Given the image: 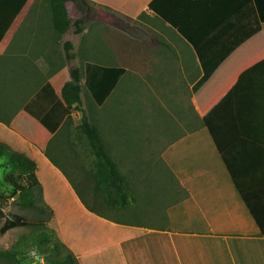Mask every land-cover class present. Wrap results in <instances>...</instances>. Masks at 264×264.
Listing matches in <instances>:
<instances>
[{
    "label": "crops",
    "instance_id": "0c3cea01",
    "mask_svg": "<svg viewBox=\"0 0 264 264\" xmlns=\"http://www.w3.org/2000/svg\"><path fill=\"white\" fill-rule=\"evenodd\" d=\"M153 1H157L156 11L151 8ZM36 4L33 0L28 15L31 16ZM66 6L72 21L81 20L84 24L81 33L72 27L64 34L68 39L63 48L69 42L70 51H94L96 41H107L112 51H119V63L96 64L124 69L118 83L122 84L123 104L131 103L134 98L145 99L162 109V117L175 119L169 126L156 129L153 136L152 131L143 130L145 133L137 143L126 128L122 138L118 127L112 125L106 127L108 140L101 134L129 188L132 190V184H137L133 193L142 194L147 190L145 183L152 176L157 179L158 170L162 169L176 177L177 192L182 194L170 204L166 217H158L154 223L118 220L108 213L110 210L92 203L97 210L93 212L69 176V171L74 169L75 183L82 187L89 183L84 154L77 155L80 167L65 168L52 160L63 161L61 153L66 152V145L51 142L60 136L65 123L50 133L24 110L27 102L23 105L25 113L15 114L6 107L0 108V142L13 151L38 152L44 167H50L51 173L60 176L46 171L51 179H59L50 183L66 187L62 201L50 203L49 200L46 204L64 221L66 214H73L74 210L79 214L77 226H81L83 239L79 246L93 250L91 256L86 251L76 258H82L81 264H136L144 253L151 261L142 245L124 248L122 244L150 233H161L168 237L162 241V248L170 264L178 258L179 246L187 250L188 262H195L190 251L195 237H219L226 241V248L232 254L213 259L202 254L198 264H264V235L222 160V155L242 138L235 108L236 84L242 73L264 60V23L256 32L259 20L255 0H68ZM46 11L51 19L47 5ZM35 16L39 19L40 11ZM189 40L195 41V45ZM70 80L69 75L63 83L49 82L60 95ZM82 81L84 85V77ZM134 85L139 86V91L132 89ZM245 86L250 88L249 83ZM246 98L250 100L251 94L247 93L243 100ZM92 121L97 125L94 117ZM256 128L251 127L247 132ZM250 135L241 143L233 160L243 167L244 175L239 177L242 184L252 190L264 207V153L258 139L253 140ZM160 140L167 144L162 150L157 148ZM73 147L77 153L84 149L80 144ZM33 158L39 178L43 166L35 154ZM68 193H73L76 206L67 202ZM62 202L65 208L61 207ZM261 221L264 225V211Z\"/></svg>",
    "mask_w": 264,
    "mask_h": 264
},
{
    "label": "rangeland",
    "instance_id": "374dc122",
    "mask_svg": "<svg viewBox=\"0 0 264 264\" xmlns=\"http://www.w3.org/2000/svg\"><path fill=\"white\" fill-rule=\"evenodd\" d=\"M34 3L37 4L31 16L27 14V11L32 6L33 0L28 1L26 7L0 44V53L2 52L0 54V108L6 107L8 111H12L15 114L25 113L23 111V105L45 82L53 80L56 83H63L69 75L71 76L70 69L73 67L83 68L84 62L86 61L99 64L119 63V51H112L107 45V41L103 39L95 42L94 51H71L75 54V58L69 60L67 58V51L63 48L68 36L58 34L53 29L51 19L47 17L49 15L46 11L48 0H34ZM39 11L40 16L38 19L35 15L39 14ZM71 34L72 30L70 32ZM262 43L264 45V42ZM99 59L102 62H97ZM132 89L139 91V86L134 85ZM81 97L82 106L80 108L77 105L75 114L73 115L74 125L80 122L82 109L91 118H95L102 136L107 140L109 134L106 130L107 126L110 127L112 125V127H118V130L121 131L119 138H122V132L126 128L130 137L136 141L143 137L142 135L145 133L143 130L152 131L150 135L153 136L156 129L169 126L171 121H175L174 118L168 115L162 117V109L153 103H148L145 99L134 98L131 103L123 104L121 83L101 107L95 104L90 93L83 85V81ZM167 118L170 121L166 120ZM30 119L34 123L39 124L33 118L30 117ZM74 125L66 124L61 130L60 136L57 135L51 142L52 144L60 143L66 145V152L61 153L64 162H58L52 159L58 166L80 167L78 163L80 160L76 157L72 147L74 139L71 131ZM156 126L157 128H155ZM40 140H38L39 144L42 143ZM161 141L157 144V148L160 150L167 145L166 143L163 145ZM31 153L32 151L29 153L32 157L34 154L38 159L41 157L38 152ZM133 155H136L135 151ZM53 156L57 160H61L58 154L53 153ZM6 160L7 157L0 160V194L8 199L7 203L3 205L6 216L0 220V250L9 251L15 257L2 258L0 259V264H52L53 261L59 257L62 258L68 253H72L75 258L76 255H80L86 251L88 255L92 254V248L89 251L79 246L80 240L83 239L81 226H77L79 220L77 211L74 210L73 214L70 215L66 214L65 222L61 215L56 217L53 212L54 210L46 204V201L48 202L49 200L50 203H54V200L62 201V192L66 191V187L63 184L58 183L56 185L50 183V180L59 182V179H51L46 171L57 177L60 176L56 173H51L50 167L45 168L43 161L39 159V164L43 166L41 170L39 169L41 172L39 179H41L43 184L41 185L38 199L41 205L48 206L49 212L44 215L33 209H23L20 206V193L12 195L13 188L5 182L7 175L16 172L8 165L5 167L2 166ZM69 174L77 180L74 169L69 171ZM156 178L152 176L150 181L145 183L144 186L147 190H144L145 192L142 194L133 193L135 202L130 204L127 211L125 210L126 212L106 208L100 199L99 203L101 205H96L94 203L95 201L92 202L91 193L88 194L87 201L94 203L98 207L101 206L103 209L110 210L108 213L118 220L126 219L128 222L134 223L143 220L144 224L154 223L158 217L164 219L168 213L170 204L178 201L182 195L181 192H177L179 188L175 176L167 175L164 170L159 169ZM75 188L77 190L81 189L78 183H76ZM131 188L134 192L137 189V184H132ZM137 197H139V200ZM74 198L73 193H68L67 202L72 207L76 206ZM61 207L65 208L63 202L61 203ZM77 209L83 212L80 206H77ZM14 215L21 216L30 221L42 222V224L39 226H18L13 218ZM78 228L80 229L76 232ZM41 233L48 234L44 243H39L36 240L41 239ZM80 262L82 263V258H76L72 264H81ZM136 264H151V261L147 255L142 253L139 255V261Z\"/></svg>",
    "mask_w": 264,
    "mask_h": 264
},
{
    "label": "trees",
    "instance_id": "16d2710c",
    "mask_svg": "<svg viewBox=\"0 0 264 264\" xmlns=\"http://www.w3.org/2000/svg\"><path fill=\"white\" fill-rule=\"evenodd\" d=\"M29 0H0V44L6 37L17 17L26 6ZM68 0H48L49 11L51 15V24L58 34H65L72 27H75L76 33L83 31L84 21H72L67 9ZM257 5V15L259 24L256 26V32L261 29L264 23V0H255ZM157 1L151 3V8L156 11ZM255 32V33H256ZM195 45V41L189 40ZM71 43L65 44L67 58L72 60L75 54L71 52ZM72 80L66 82L57 94L53 84L45 82L39 90L27 101L24 110L39 123H41L50 133H55L58 128L65 123L74 125L73 115L76 106H82V79L84 77V86L90 93L97 106H103L111 95L113 90L124 75V69L121 67H107L89 61L84 62L83 68L73 67L70 69ZM206 73L205 75L207 76ZM205 78V77H204ZM249 83L250 88H245ZM247 93L251 94V99L243 100ZM242 98V99H241ZM235 108L238 122L242 132L241 140L231 149L222 155L223 163L229 172L234 184L240 193L244 203L250 213L258 223L262 234L264 235V225L261 221L264 207L258 203L253 196L252 190H248L239 177L244 175L243 167L239 166L235 158L237 150L245 139L252 136L253 140L258 139V144L264 153V60L255 64L250 69L241 74L235 87ZM82 112L81 120L74 125L71 131L73 136L72 147L80 144L83 146L82 152H75V155L84 154V160L88 165L86 170L89 183H85L78 194L93 212L97 210L92 207V203L87 201L88 194H92V202L101 205L99 199L103 201L104 206L109 209L124 210L132 202H135L133 191L129 188L126 178L119 169L118 163L113 158L106 141L101 136L99 127L93 123L92 118ZM257 127L247 132V129ZM83 156V155H82ZM7 157L3 167L10 166L16 172L6 176L5 182L13 188L12 195L20 193V206L23 209H33L42 214L49 212L47 205H41L38 194L41 183L37 175V163L35 159L27 152L13 151L6 144L0 142V160ZM70 176V175H69ZM74 186L75 179L70 176ZM79 185V184H78ZM86 195V196H85ZM7 198L0 194V220L5 218L3 205L7 203ZM98 200V201H97ZM93 203V204H94ZM103 206V205H102ZM18 226H39L42 222L30 221L21 216H13ZM41 239H36L39 243H44L48 234L41 233ZM166 235L161 233H150L124 242V248L134 244L142 245L150 254L152 264H170L169 259L164 256L162 241L167 239ZM226 241L219 237L193 238L190 244V251L198 264L201 256H211L218 258L221 255L231 256L227 250ZM232 252L235 247L232 246ZM15 255L9 251L0 250V259L14 258ZM76 258L72 253L64 255L53 261L52 264H72ZM174 264H191L188 262L187 250L179 246V256Z\"/></svg>",
    "mask_w": 264,
    "mask_h": 264
}]
</instances>
